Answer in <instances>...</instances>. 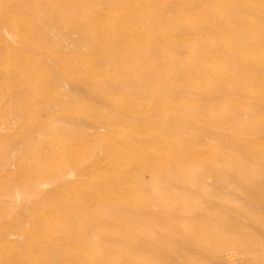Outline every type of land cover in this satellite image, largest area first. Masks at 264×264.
I'll use <instances>...</instances> for the list:
<instances>
[{
    "label": "rangeland",
    "instance_id": "obj_1",
    "mask_svg": "<svg viewBox=\"0 0 264 264\" xmlns=\"http://www.w3.org/2000/svg\"><path fill=\"white\" fill-rule=\"evenodd\" d=\"M218 1L46 0L48 17L57 11L66 25L100 31L86 40L76 31L69 41L45 39L49 54L63 60L51 66L43 58L44 76L70 74L52 89L44 85L40 96L66 103L54 110L21 90V81H5L13 63L0 57V264H148L164 253H184L187 95L176 88L200 61L203 11H231ZM241 2L246 11H264V0ZM78 8L85 15L75 14ZM255 25L250 56L264 63V21ZM99 33L115 43L125 37L139 43L124 44L114 55L117 45L99 42ZM146 71L163 77L153 80ZM53 112L59 118L48 119ZM22 163L39 174L67 167L71 187L38 180L22 171ZM26 184L35 188L7 199L9 190ZM147 205L163 217L142 218L140 209ZM100 215L141 223L137 233L143 237L127 235L124 224L88 229ZM254 246L264 264V240Z\"/></svg>",
    "mask_w": 264,
    "mask_h": 264
},
{
    "label": "bare ground",
    "instance_id": "obj_2",
    "mask_svg": "<svg viewBox=\"0 0 264 264\" xmlns=\"http://www.w3.org/2000/svg\"><path fill=\"white\" fill-rule=\"evenodd\" d=\"M241 1H218L219 7L231 11H203L200 61L187 69L186 74L191 78L176 88L181 90L182 87L187 95L184 253H164L148 264H260L259 250L254 245L264 240V152L260 149L264 145V63L252 59V40L248 39L253 38L251 32L257 28L255 24L264 21V11H246ZM45 2L0 0V57L13 63L3 73L5 81H21V90L40 102L49 103L54 110L66 103L50 96H40L45 90L44 85L48 83L52 89L60 81L70 78V74L59 73L51 80L44 76L43 58L48 57L51 66L63 60L61 54H49L45 39L48 40V35H57L69 41L76 31L86 40L88 35L100 30L83 24L76 27L66 25L57 11L48 17L44 11ZM81 10L78 8L74 12L85 15L87 10ZM62 28V32L57 31ZM99 34L103 37L99 42L109 39L117 45L114 55L121 52L124 44L139 43L125 37L117 44L109 34ZM60 47L64 49L60 44L56 46ZM71 57L79 59L78 55ZM109 58L111 56H106L104 60ZM144 76L158 80L161 75L146 71ZM112 78L115 80L117 76ZM32 106L29 105L28 109L31 110ZM7 111L10 113L12 109ZM53 118L59 116L53 112L48 119ZM98 124L104 125L103 122ZM35 127L44 134H53L47 126ZM197 168L200 173H196ZM21 169L38 180H51L65 189L71 187L68 179L73 172L67 167L44 174L33 171L24 163ZM33 187L26 184L20 191L11 189L6 194L7 199L11 201L20 197L22 192ZM97 200L93 199L94 203ZM84 213L82 211L81 215ZM140 214L142 218L163 217L149 205L140 209ZM72 218L75 217L66 220L72 221ZM109 223L124 224L127 235L143 237L137 233L141 223H130L121 217L100 215L88 229ZM144 238L151 242L150 246L155 248L158 245L152 237ZM146 246L141 249L150 248ZM94 264L106 263L96 260Z\"/></svg>",
    "mask_w": 264,
    "mask_h": 264
}]
</instances>
